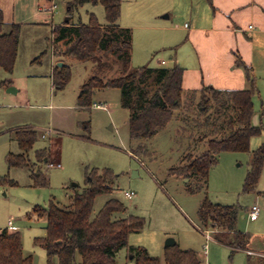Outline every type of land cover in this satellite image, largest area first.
Returning a JSON list of instances; mask_svg holds the SVG:
<instances>
[{
  "label": "rangeland",
  "instance_id": "rangeland-1",
  "mask_svg": "<svg viewBox=\"0 0 264 264\" xmlns=\"http://www.w3.org/2000/svg\"><path fill=\"white\" fill-rule=\"evenodd\" d=\"M38 4L42 12L35 14ZM51 4L54 5L53 12L45 9ZM15 7L16 17L11 24L20 26L16 55L11 71L0 68V82L12 81L13 87L19 90L6 93L0 85V179L8 176L16 184L0 182V229L7 227L11 220L21 234L24 254L31 255L32 264H45L44 249L34 245L33 241L35 237L44 236L46 220L36 216L32 208L35 205L45 207L51 199L66 206L70 196L85 187L90 171L109 169L114 174L112 190L95 197L93 215L108 199L115 198L125 207L115 216L135 215L144 219L143 228L129 233L127 246L116 253V264H134L129 252L131 247L145 248L159 259V264H166L167 238L174 239L181 249L196 251L204 264H244V253L229 257L227 247L206 239L198 209L205 196L212 203H238L241 206L238 228L250 232L255 240L261 237L264 194L259 190L264 192V166L254 192L243 193L242 184L249 169L251 152L260 145L263 134L250 139L249 152H220L207 180L200 183L201 189L193 191L199 185L198 180L178 177L168 171L181 165L188 152L197 153L204 147H194L176 118L152 138L133 139L129 133L127 110L120 106L118 88L93 93L92 104L105 109H96L92 105L82 108L77 104V95L92 63L57 56L52 60L51 22L62 23L68 16L74 23L85 24L92 14L98 23L104 24L102 5L86 3L70 14L64 0H53L48 4L44 0H16ZM211 14L210 0H122L117 22L132 31L131 65L183 66L184 94L195 85L208 86L206 82L219 80L220 72L214 70L212 62L199 60L196 54L198 48L204 55H211L213 45L206 44L202 36L204 31L191 37L195 25L204 24ZM36 15L44 17L37 20L39 23H32V19L36 21ZM11 24L3 23L2 32H8ZM209 38L212 41V36ZM58 62L66 63L71 70L70 79L62 89L56 88L52 80L53 68ZM255 65L257 92L252 99V124L264 127V84L260 91L259 60ZM236 67L243 70L240 65ZM177 114L175 112L174 117ZM25 127L33 128L37 133L33 148L28 152L29 161L35 162L36 150L46 149L50 159L60 164V167H48L49 161L39 164L47 179V185L43 187L32 186L27 167H8L5 161L8 152L20 153L14 131ZM139 145L147 153L138 152ZM130 190L134 195L127 198L125 192ZM254 204L259 206L260 212L258 220L253 222L247 219V214ZM255 231L260 233L255 235ZM79 262L77 256L75 264Z\"/></svg>",
  "mask_w": 264,
  "mask_h": 264
},
{
  "label": "trees",
  "instance_id": "trees-1",
  "mask_svg": "<svg viewBox=\"0 0 264 264\" xmlns=\"http://www.w3.org/2000/svg\"><path fill=\"white\" fill-rule=\"evenodd\" d=\"M68 13L86 3L102 5L105 23L100 24L94 15L87 23L64 22L51 31V45L54 56L74 59L82 63L91 62L77 95V104L82 108L92 105L96 90L118 88L120 106L127 110L128 128L131 138L149 139L166 124L176 118L193 142L195 148L204 149L197 153L188 152L182 163L168 173L182 178L198 180L193 191L200 190L201 182L207 180L209 170L217 163V156L223 151L249 152L250 139L263 134L264 127L252 124L254 113L253 96L256 94L253 70L242 64L248 87L244 89H215L202 86L187 91L182 88L183 68L171 66L133 67L131 65L132 31L120 27L122 0H64ZM3 15L0 10V68L11 71L19 38V24H11L10 30L2 32ZM239 64V63H238ZM240 65V64H239ZM53 85L62 89L69 81V65H55L52 72ZM7 82H0L5 85ZM177 116L174 117V113ZM192 112V113H191ZM20 153L8 152L5 161L8 167H27L30 170L32 186L47 185L46 175L39 164L47 163L46 149L35 151V162H30L28 152L33 148L37 133L25 127L14 131ZM144 151L140 145L136 149ZM142 150V151H141ZM264 161V139L251 152L249 169L242 184L245 194L254 192L259 181ZM85 187L76 190L66 206H60L52 199L45 207L35 205L33 213L45 218V234L34 238V245L44 249L45 264H116V253L127 246L129 233L144 226V219L135 215L117 217L124 205L115 198L108 199L93 215V202L97 195L111 192L114 174L109 169L88 173ZM2 184L14 185L8 176L0 179ZM191 190V191H192ZM241 211L238 203L222 205L212 203L205 196L198 209L199 221L204 230L211 229L213 237L229 248V257L245 250L250 234L237 230V219ZM130 257L134 264H159L145 248L131 247ZM31 255H25L19 231L0 229V264H32ZM166 264H204L197 252L181 249L175 243L165 246ZM246 264H264V256L247 254Z\"/></svg>",
  "mask_w": 264,
  "mask_h": 264
},
{
  "label": "crops",
  "instance_id": "crops-1",
  "mask_svg": "<svg viewBox=\"0 0 264 264\" xmlns=\"http://www.w3.org/2000/svg\"><path fill=\"white\" fill-rule=\"evenodd\" d=\"M44 2L45 4H48V2H53V0H44ZM65 3L67 5L66 1ZM210 3L212 9L211 16L209 17L208 15L209 19L205 21L204 24L195 25L191 34V37H195L198 35V33L204 31V34L202 33V36L206 39V44L209 46L213 45L210 57L209 55H204L201 50L199 51V49L196 48L198 59L210 60L214 66V70H218L220 72V75H218L220 77L219 80L206 82V85L211 86L215 89H244L248 86V83L245 79L244 69L242 70L241 68H237L236 66L240 64V66L243 68L242 64H244L246 66H249L253 70L256 69L255 62L259 60V90L261 91V86L262 84H264V0H210ZM15 5L16 0H0V10L2 11L3 22L5 24H11L12 22H14L16 17ZM40 12H42L41 5L38 4L35 14ZM42 17H44V15H36V21L35 19H32L34 21L31 22L39 23L40 21L37 20ZM64 22L74 24V22L71 21L70 17L67 16L62 23L53 24L51 22V31L54 26L62 25ZM117 24L120 27H124L118 22ZM210 36H212L213 38L212 41L209 38ZM51 55L53 60L55 56L52 53V45ZM161 63H164V61L162 60ZM181 67L183 68V66ZM185 79V68H183L182 88ZM189 82L190 80H188V83ZM202 82L203 81H200V83ZM13 85L14 84H12V81H8L7 83H5V85H3L5 88V92L16 93L19 89L14 88ZM202 86H205V84L202 83L201 86L195 85L192 89L189 90L199 89ZM9 88H13V91H8ZM94 104H92V106ZM44 136L45 135L42 134V137ZM47 161H52L49 156L45 158V162ZM259 184H261V182ZM259 193L264 194L262 190H259ZM247 219L254 222L258 220V217L255 220H251L249 219L247 214ZM237 230L250 234V232L241 230L240 228H238V226ZM12 231H18L16 226ZM259 233L258 231H255L254 234L258 235ZM260 234V240H255V238H253L250 234L247 248L245 250L236 252L245 254L246 258L244 260V264H246L247 254L252 256H264V231H262ZM255 235L254 237H259ZM211 239L219 245L227 247L226 245L215 240L213 235Z\"/></svg>",
  "mask_w": 264,
  "mask_h": 264
},
{
  "label": "built area",
  "instance_id": "built-area-1",
  "mask_svg": "<svg viewBox=\"0 0 264 264\" xmlns=\"http://www.w3.org/2000/svg\"><path fill=\"white\" fill-rule=\"evenodd\" d=\"M53 8H54V5L53 4L45 7V9L47 11H49V12H53ZM93 106H94V108H103V109L106 108L104 106H100V105H97V104H94ZM47 166L48 167H53V166L60 167V164L59 163H54V162H49V163H47ZM133 195H134V192L132 190L125 192V196L127 198H131ZM259 211H260V208H259L258 205L254 204V205L250 206L249 207V210H248V217H249V219L255 220L258 217V215H259ZM6 229L9 230V231H12V230L15 229V226H13L11 220L8 221V224H7ZM213 231L214 230H211V229H206L205 230V237H206V239H211L212 238Z\"/></svg>",
  "mask_w": 264,
  "mask_h": 264
},
{
  "label": "water",
  "instance_id": "water-1",
  "mask_svg": "<svg viewBox=\"0 0 264 264\" xmlns=\"http://www.w3.org/2000/svg\"><path fill=\"white\" fill-rule=\"evenodd\" d=\"M62 62H58L57 66H61ZM8 91H13V88H9ZM135 173V172H134ZM175 244V240L172 238H167L166 242H165V246L169 247V246H173Z\"/></svg>",
  "mask_w": 264,
  "mask_h": 264
}]
</instances>
